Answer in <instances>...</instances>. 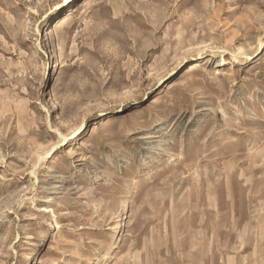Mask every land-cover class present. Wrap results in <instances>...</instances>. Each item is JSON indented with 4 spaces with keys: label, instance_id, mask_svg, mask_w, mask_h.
<instances>
[{
    "label": "rangeland",
    "instance_id": "obj_1",
    "mask_svg": "<svg viewBox=\"0 0 264 264\" xmlns=\"http://www.w3.org/2000/svg\"><path fill=\"white\" fill-rule=\"evenodd\" d=\"M0 264H264V0H0Z\"/></svg>",
    "mask_w": 264,
    "mask_h": 264
},
{
    "label": "bare ground",
    "instance_id": "obj_2",
    "mask_svg": "<svg viewBox=\"0 0 264 264\" xmlns=\"http://www.w3.org/2000/svg\"><path fill=\"white\" fill-rule=\"evenodd\" d=\"M71 16L72 13H68L59 17V19L54 23L52 30H58L61 27H63L66 24V22L71 18Z\"/></svg>",
    "mask_w": 264,
    "mask_h": 264
}]
</instances>
